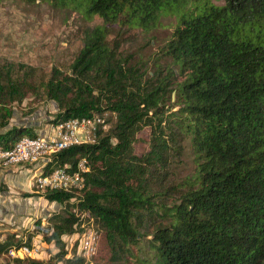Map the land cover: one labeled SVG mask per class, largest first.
<instances>
[{
	"label": "trees",
	"instance_id": "trees-1",
	"mask_svg": "<svg viewBox=\"0 0 264 264\" xmlns=\"http://www.w3.org/2000/svg\"><path fill=\"white\" fill-rule=\"evenodd\" d=\"M47 1L102 20L85 29L69 68L53 67L43 83L44 97L55 103L49 122L106 111L115 121L93 143L55 153L44 166L45 173L74 168L82 157L90 165L78 191L39 193L61 206L46 219L59 251L48 260L5 256L13 246L32 247L27 229L26 239L10 234L0 241V264H82L77 240L68 249L62 238L82 225L97 232L96 261L102 250L100 257L114 262L264 264V45L242 37L264 24V0ZM163 12L176 18L164 53L173 64L148 74L108 44L107 31L115 24L150 31ZM31 76L0 67V128L13 103L36 95ZM143 124L151 129L150 149L140 155L133 142ZM36 134L33 126L14 125L0 133V148ZM184 137L197 165L189 188L173 197L167 166ZM142 240L150 259L138 255Z\"/></svg>",
	"mask_w": 264,
	"mask_h": 264
},
{
	"label": "rangeland",
	"instance_id": "rangeland-1",
	"mask_svg": "<svg viewBox=\"0 0 264 264\" xmlns=\"http://www.w3.org/2000/svg\"><path fill=\"white\" fill-rule=\"evenodd\" d=\"M213 4L223 5L224 0H210ZM176 18L172 12H163L159 25L145 31L140 27L120 26L115 24L109 26L107 31V42L111 45H118L119 51L131 62L140 65L148 74H153L160 66H170L172 60L165 53V47L171 38ZM102 23L98 16L87 17L67 6L51 3L47 0H0V67L5 73L13 76L22 75L29 71L32 76L29 78L31 87L36 95L30 94L22 103L12 104V115L9 121L24 124L32 127L36 121L40 124H47L55 113V103L47 100L44 93V82L47 81L53 67L66 70L77 56L82 47V37L85 29ZM242 37L250 38L254 42L264 45V24L256 25L254 30L245 29ZM174 66V65H172ZM161 72H164L162 70ZM174 92L170 94L172 100L169 104L176 103ZM168 102V101H167ZM177 105H173L172 111H178ZM106 127L112 125L115 116L106 111L102 114ZM149 126L143 124L137 132L133 146L138 154H146L150 149ZM27 134V132H26ZM168 187L173 197H178L189 188L191 175L197 165L195 154L188 137H184L181 147L170 157L168 162ZM38 193V192H37ZM49 202L43 207L46 214L38 215L32 222L15 228L13 225L5 224V230H0V241L7 235L16 234V237L26 239L24 234L28 229L34 235L31 239L32 247L35 250L33 256L40 260H48L59 251L58 245L53 240H48L51 233L47 217L58 211L61 206L53 207ZM3 227V226H2ZM12 227V228H10ZM14 227V228H13ZM66 241V248H70L73 241L62 237ZM100 245V244H99ZM146 240L138 245V252L141 258L150 259L151 251L147 249ZM102 250H99V258H93V264H140L135 260H119L114 262L106 255L100 257ZM2 256H0V262Z\"/></svg>",
	"mask_w": 264,
	"mask_h": 264
},
{
	"label": "built area",
	"instance_id": "built-area-1",
	"mask_svg": "<svg viewBox=\"0 0 264 264\" xmlns=\"http://www.w3.org/2000/svg\"><path fill=\"white\" fill-rule=\"evenodd\" d=\"M106 127L101 115L69 118L56 124H51L44 134L35 136L22 135L10 149L0 148V165L40 164L42 172L33 179L34 189L40 193L44 189L76 192L83 188L85 173L90 169L86 157L79 159L74 168H54L44 172V166L51 159V155L70 147L91 144L95 141L96 132ZM81 233L64 236L68 240H77V254L82 258V264H93L96 249L97 232L89 226H84ZM70 243V248L72 243ZM68 248V249H70ZM33 247L26 244L11 247L5 256L10 258L32 257ZM69 256V255H68Z\"/></svg>",
	"mask_w": 264,
	"mask_h": 264
},
{
	"label": "crops",
	"instance_id": "crops-1",
	"mask_svg": "<svg viewBox=\"0 0 264 264\" xmlns=\"http://www.w3.org/2000/svg\"><path fill=\"white\" fill-rule=\"evenodd\" d=\"M18 124L10 120L7 126L0 128V133ZM50 125V122L43 125L36 121L33 130L37 134H44ZM42 170L40 164L0 165V230L6 229L5 224L20 228L38 215L43 217L46 214L43 207L47 206L48 200L40 196L33 186L34 177ZM52 205L58 207L57 203Z\"/></svg>",
	"mask_w": 264,
	"mask_h": 264
}]
</instances>
